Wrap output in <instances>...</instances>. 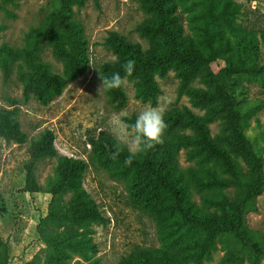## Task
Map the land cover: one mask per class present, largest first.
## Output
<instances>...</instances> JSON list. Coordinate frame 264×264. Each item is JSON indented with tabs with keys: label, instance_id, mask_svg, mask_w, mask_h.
<instances>
[{
	"label": "rangeland",
	"instance_id": "1",
	"mask_svg": "<svg viewBox=\"0 0 264 264\" xmlns=\"http://www.w3.org/2000/svg\"><path fill=\"white\" fill-rule=\"evenodd\" d=\"M175 1L183 35L203 47L202 0ZM222 1L238 6L232 17L233 26L222 28L221 38L214 40L218 47L228 41V48L218 52L207 68L187 82L181 81L175 69H169L164 77L155 75L160 92L154 98L136 97L134 79L128 78L124 83L127 100L121 107L111 102L103 89L98 92L99 66L115 58L102 45L108 30L139 42L143 48L148 46L136 31L148 18L138 0H98L99 7L94 0H86L82 7H72L66 21L80 25L88 63L81 75L68 78L62 92L50 99L24 96L19 67L14 66L10 79L5 81L0 62V109H14L25 133L21 142L6 141L0 136V236L7 238L14 255L12 264H121L123 256L175 245L168 217L160 219L153 212L152 202L138 185L137 178L131 172L121 173L120 163L108 158L104 151H93L88 137L105 131L117 143L109 125L114 114L121 115L122 119L137 117L146 107L159 106L167 125L163 142L174 147L177 167L185 175L187 167L198 168L199 165L187 154L190 147L177 146L173 140L176 133L191 134L192 129L175 124L172 112L188 109L196 115H204L206 106L195 104L190 91L208 90L209 77L216 78L223 66L236 65L242 70L232 73L229 79L236 95V109L242 116L243 132L261 158L264 172V71L243 72L258 70L264 65V0H219ZM57 2L0 0V45L23 46L25 33L37 26L40 14ZM204 51L208 55L206 47ZM39 57L48 63L50 71L63 76L60 60L51 54L45 43ZM206 124L211 138L221 143V120H207ZM46 129L54 133L57 155L36 164L40 191L32 197L21 191L26 148ZM122 147L128 150L127 146ZM64 155L85 161L82 188L98 207L101 218L82 224L68 219L39 223L40 216L48 210L63 211L69 198L66 194L56 203L46 190L47 177L52 176L54 166ZM189 189L196 205L208 211L203 197L215 195L214 191H198L192 186ZM255 205V210L245 214V223L264 239V189L256 197ZM70 241L77 242V248H71ZM200 264H264V255L255 261L238 240L228 234H218Z\"/></svg>",
	"mask_w": 264,
	"mask_h": 264
},
{
	"label": "trees",
	"instance_id": "2",
	"mask_svg": "<svg viewBox=\"0 0 264 264\" xmlns=\"http://www.w3.org/2000/svg\"><path fill=\"white\" fill-rule=\"evenodd\" d=\"M138 1L148 18L136 27V31L148 46L143 48L139 42L108 30L102 45L115 58L99 66V73L103 75L119 72L124 79H134L136 97L154 98L160 92L155 75L164 77L169 69H175L181 81L187 82L207 68L218 52L228 48V41L218 47L214 40L221 38L222 28L233 26L232 17L238 11L237 5L219 0L201 1L205 11L201 27L202 47L183 35L175 0ZM85 2L58 0L57 5L40 14L38 25L25 33L23 46L0 45L3 79L8 81L14 66H18L23 95L47 100L62 92L68 78L81 75L88 63L86 45L80 25L66 19L73 6L82 7ZM94 3L99 7L98 0ZM43 43L60 60L63 76L50 71L48 63L39 57ZM128 59L136 62L131 76H127L121 67ZM261 71H264V65L258 70L243 72ZM239 72L242 70L236 65L223 66L216 78L209 77L211 87L208 90L190 91L195 104L206 106L204 115H196L188 109L172 112L175 124L192 129L191 134L176 133L173 140L177 146L190 147L187 154L199 165L198 168L187 167L185 175L177 167L174 147L168 143H158L146 152L138 153L133 163L126 166L124 160L129 155L128 150L123 147L119 156L112 159L116 142L107 132L99 131L88 137L93 151H104L108 158L120 163L121 173L131 172L137 178L138 185L152 202L153 212L160 219L168 217L169 225L173 226L175 245L123 256L121 264H200L218 234H228L238 240L255 261L264 255L263 237L248 229L245 223V214L256 209L255 199L264 189V172L263 162L246 138L242 116L236 109V95L229 77ZM105 92L118 107L127 100L124 84L119 89ZM215 118L222 122L221 143L211 138L206 124L207 120ZM135 119L136 116L124 118L129 124ZM0 136L6 141L24 140L25 133L14 109H0ZM26 154L21 191L33 197L40 191L35 175L36 164L57 155L53 131L46 129L30 141ZM85 167L84 160L71 156L64 155L57 161L52 176L47 177L46 190L56 203L66 194L69 198L63 211L48 210L41 215L40 224L48 219H68L82 224L101 218L98 207L82 188ZM190 186L198 191H214L215 195L203 197L208 211L200 209L191 199ZM0 245V264H12L14 255L7 238L0 236ZM69 246L77 248V242L70 241Z\"/></svg>",
	"mask_w": 264,
	"mask_h": 264
},
{
	"label": "clouds",
	"instance_id": "3",
	"mask_svg": "<svg viewBox=\"0 0 264 264\" xmlns=\"http://www.w3.org/2000/svg\"><path fill=\"white\" fill-rule=\"evenodd\" d=\"M135 60L128 59L121 65L127 76H131L135 69ZM100 86L98 92L111 91L119 89L125 83V79L119 72L106 76L99 73ZM109 125L114 134L117 143L114 145L115 151L112 153V159H116L123 151V147L127 146L129 155L125 158L124 163L130 166L134 158L140 152H146L154 147L155 144L163 142V134L167 128L164 120L163 111L159 106H148L142 110L136 117L134 123L129 124L121 118V115L114 114Z\"/></svg>",
	"mask_w": 264,
	"mask_h": 264
}]
</instances>
